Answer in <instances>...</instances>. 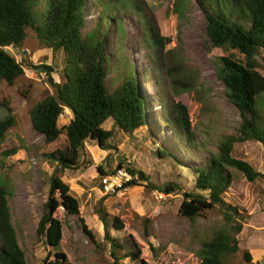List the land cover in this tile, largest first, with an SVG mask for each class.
Instances as JSON below:
<instances>
[{
    "label": "rangeland",
    "instance_id": "rangeland-1",
    "mask_svg": "<svg viewBox=\"0 0 264 264\" xmlns=\"http://www.w3.org/2000/svg\"><path fill=\"white\" fill-rule=\"evenodd\" d=\"M134 1L139 3L140 11L133 10L130 0H86L84 8L83 34L93 30L96 20L115 21L117 28L113 25L107 30L105 44L106 54L110 55L112 62L108 79L115 82L120 75L116 70L119 64L113 55L121 48L123 57L133 66L138 90L145 102L147 127L134 133L133 138L113 131L108 145L116 150L103 151L87 142L92 164L59 174L79 202L78 216H65L61 207L53 215L61 224L57 251L65 255L69 264H113L108 246L105 251L97 248L82 231L84 225L96 243L103 242V226L96 213L100 208L110 221L116 217L122 224L120 230L111 231L123 246L119 255L133 252L132 241L140 250V257L149 264H198L201 244L223 224L216 209L204 211L194 221L181 217L177 213L180 193L164 195L152 190L150 185L157 188L174 182L182 190L193 191L194 182L186 169L205 164L209 153L216 152L217 143L223 137L235 134L239 114L227 101L214 70L215 59L226 54L207 43L206 19L195 0H183L185 15L180 21H176L173 15L176 0ZM45 6V0H38L36 11H44ZM144 14L154 21L160 36L170 40L163 48V61L159 60L158 64L152 58L160 57L147 46ZM121 24L122 31L118 30ZM171 50L174 52L172 57L182 64L180 80L192 79L189 93L172 89L175 68L165 55ZM5 51L23 66L24 74L11 86L0 84V104L8 106L14 116V126L0 143V188L7 194L19 247L30 264H43L53 260V250L44 244L36 229L47 200L45 180L56 167L43 154L63 149L65 138L60 135L54 143L44 145L42 135L31 129L30 109L55 91L47 76L30 66H50L53 70L50 78L59 83L63 57L61 53L51 55L49 50L40 46L31 30L26 31V39L19 48L8 47ZM258 61L262 65L260 73L264 76V58ZM175 102L181 103L190 113L195 138L190 143H186L184 137H175L168 121ZM255 108L264 126V94L256 99ZM4 116L5 112L0 108V119ZM70 119L71 114L64 109L57 124L62 127ZM103 128L110 129L111 121H107ZM150 136L156 145L170 148L186 169L179 166L173 173L165 161L156 159L152 155L156 145L150 141ZM12 148H16L17 153L3 158L2 153ZM233 156L251 165L263 178L249 183L234 169H227L231 185L223 199L246 219L237 236L239 251L230 264H245L243 252L249 253V264H264V151L260 144L246 142L234 146ZM118 159L143 172L148 182L107 196L100 190L95 167L106 161V166L113 169ZM120 264L133 263L124 259Z\"/></svg>",
    "mask_w": 264,
    "mask_h": 264
},
{
    "label": "trees",
    "instance_id": "trees-1",
    "mask_svg": "<svg viewBox=\"0 0 264 264\" xmlns=\"http://www.w3.org/2000/svg\"><path fill=\"white\" fill-rule=\"evenodd\" d=\"M37 1L0 0V84L11 86L16 79L23 76V66L5 48H19L26 39L27 30L34 33L38 44L49 50L51 55L62 54L59 83H54L50 78L53 71L50 66H30L32 69L41 70L47 76L55 93L47 95L32 106L29 122L31 129L42 135L44 145L54 143L60 135L65 138L63 149L43 154L56 167L45 180L47 200L36 233L53 250V260L44 261L43 264H69L65 255L57 251L61 224L53 215L61 207L65 216H78L79 202L71 195L68 184L62 182L59 174L67 170L77 171L92 164L86 148L87 142H92L103 151L116 150L114 146L108 145L113 131H120L133 138L134 133L146 129L147 117L133 66L123 57L121 48L118 54L113 55L119 64L116 70L120 75L115 82L108 79L112 62L110 55L106 54L105 44L107 30L115 26V21L96 20L93 30L83 34L86 0H45V9L39 13L36 11ZM130 1L132 7L134 6L133 10L140 11L139 3ZM195 1L206 19L207 43L211 48L220 49L226 54L214 61L215 76L223 85L227 101L237 110L240 122L235 134L225 136L217 143L216 152L209 153L205 164L190 169L181 165V159L170 148L156 145V141L150 136V141L156 145L152 155L165 161L173 173L178 171L179 166L185 168L192 176L194 190H182L174 182L157 188L146 185L164 195L180 193L181 201L177 213L189 221L196 220L204 211L216 209L223 224L201 244L198 264H230L239 251L237 236L246 219L236 207L223 199L231 185V176L227 169H234L249 183L263 178L251 165L234 157L233 149L235 145L254 142L260 144L264 151V126L255 108L256 99L264 94V76L260 73L262 65L258 61L264 58V0ZM173 15L176 21L184 19L183 0H176ZM143 18L147 46L160 57L152 58L158 64L159 60L163 61V48L170 40L160 36L152 19L145 14ZM118 27L122 31V24ZM173 53L171 50L165 54L169 64L175 68L172 78L176 79L172 81V89L189 93V82L192 79L187 78L184 82L180 80L182 64L180 60L172 57ZM0 108L5 112V116L0 119L2 143L5 134L14 126V116L8 106L0 104ZM64 109L71 114V119L59 127L57 122ZM107 121H111V128L108 130L103 128ZM168 121L175 137H184L186 143L194 141L190 113L181 103L175 102ZM17 151L12 148L3 152L2 156H14ZM106 164L105 161L95 167L100 190V178L112 170ZM114 168H122L131 176L136 175V179L125 184L124 188L148 182L143 172L135 170L123 159H118ZM96 213L103 226L102 243H96L90 231L82 225V231L93 245L103 251L108 246V254L113 259V264H120L124 259L133 264H149L140 257V250L131 240L133 252L119 255L123 246L111 231L120 230L121 222L116 217H112L110 221L103 208ZM242 259L245 264H249V253L243 252ZM0 264H30L18 245L11 223L7 194L3 188H0Z\"/></svg>",
    "mask_w": 264,
    "mask_h": 264
},
{
    "label": "built area",
    "instance_id": "built-area-1",
    "mask_svg": "<svg viewBox=\"0 0 264 264\" xmlns=\"http://www.w3.org/2000/svg\"><path fill=\"white\" fill-rule=\"evenodd\" d=\"M132 179H136V175L131 176L122 168H113L110 172L100 178L102 192L105 195H113L119 190L126 189L124 185L129 183Z\"/></svg>",
    "mask_w": 264,
    "mask_h": 264
}]
</instances>
